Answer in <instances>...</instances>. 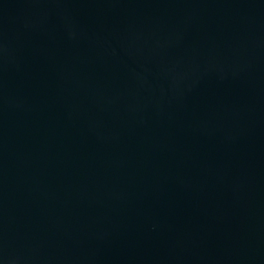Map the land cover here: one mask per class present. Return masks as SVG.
Returning <instances> with one entry per match:
<instances>
[{"label": "water", "instance_id": "95a60500", "mask_svg": "<svg viewBox=\"0 0 264 264\" xmlns=\"http://www.w3.org/2000/svg\"><path fill=\"white\" fill-rule=\"evenodd\" d=\"M0 264H264V0H0Z\"/></svg>", "mask_w": 264, "mask_h": 264}]
</instances>
